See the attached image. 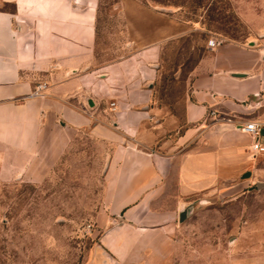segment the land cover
Instances as JSON below:
<instances>
[{
  "label": "crops",
  "instance_id": "crops-1",
  "mask_svg": "<svg viewBox=\"0 0 264 264\" xmlns=\"http://www.w3.org/2000/svg\"><path fill=\"white\" fill-rule=\"evenodd\" d=\"M97 1L0 0V182L48 179L87 136L108 153L84 264H169L184 252L195 200L260 171L241 128L259 125L264 144L263 45L207 49L179 118L159 108L153 87L172 23L101 65ZM38 85L41 96L31 97Z\"/></svg>",
  "mask_w": 264,
  "mask_h": 264
},
{
  "label": "rangeland",
  "instance_id": "rangeland-1",
  "mask_svg": "<svg viewBox=\"0 0 264 264\" xmlns=\"http://www.w3.org/2000/svg\"><path fill=\"white\" fill-rule=\"evenodd\" d=\"M96 61H120L172 23L162 43L154 98L180 118L190 72L207 42L264 45V0H98ZM108 148L76 137L51 177L0 182V264H84L96 238L85 231L101 203ZM256 169L195 200L184 252L169 264H264V156ZM92 234V233H91Z\"/></svg>",
  "mask_w": 264,
  "mask_h": 264
},
{
  "label": "built area",
  "instance_id": "built-area-1",
  "mask_svg": "<svg viewBox=\"0 0 264 264\" xmlns=\"http://www.w3.org/2000/svg\"><path fill=\"white\" fill-rule=\"evenodd\" d=\"M224 41L218 37L216 38H212L210 40H208L207 42V49H213L219 45H221ZM262 52L264 53V45L261 47ZM45 86L44 85H38L33 93L30 95L31 97H39L41 96L42 91L44 90ZM111 107L113 106V104L110 105ZM242 132H244L245 134L251 136L254 141L250 146V151L253 157H257V156H264V144L260 143L258 141V136L260 135V126L257 125L256 123H248L246 125H244L241 128ZM85 231L91 235V233H93L95 231V227L92 224H87L85 227Z\"/></svg>",
  "mask_w": 264,
  "mask_h": 264
},
{
  "label": "water",
  "instance_id": "water-1",
  "mask_svg": "<svg viewBox=\"0 0 264 264\" xmlns=\"http://www.w3.org/2000/svg\"><path fill=\"white\" fill-rule=\"evenodd\" d=\"M262 55H263V59H264V53L262 52ZM90 104V101L88 102ZM246 176H248V174H246ZM245 176V177H246ZM261 187H264V183H257L256 184V188H261ZM187 215H188V211L187 210H183L180 214H179V217H178V221L180 223H183L186 219H187Z\"/></svg>",
  "mask_w": 264,
  "mask_h": 264
}]
</instances>
